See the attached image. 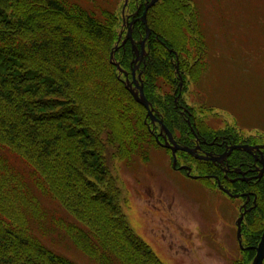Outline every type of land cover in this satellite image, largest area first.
I'll return each mask as SVG.
<instances>
[{"label":"trees","instance_id":"trees-1","mask_svg":"<svg viewBox=\"0 0 264 264\" xmlns=\"http://www.w3.org/2000/svg\"><path fill=\"white\" fill-rule=\"evenodd\" d=\"M138 4L130 0V10ZM147 21L144 91L185 137L176 64L178 55L185 80L207 58L199 11L191 0H158ZM125 32V17L96 3L0 0V264H80L55 250L57 240L98 254L99 264H163L125 217L109 166L146 161L160 146L159 126L117 66H133Z\"/></svg>","mask_w":264,"mask_h":264},{"label":"rangeland","instance_id":"rangeland-1","mask_svg":"<svg viewBox=\"0 0 264 264\" xmlns=\"http://www.w3.org/2000/svg\"><path fill=\"white\" fill-rule=\"evenodd\" d=\"M78 1L87 7L96 3L117 10L125 17V0ZM191 1L198 8L208 47L205 61L195 66L196 78L189 75L182 79L184 102L198 117L206 118L213 129L236 126L242 133L264 134V0ZM109 166L121 189L120 203L125 217L163 264H239L238 260L252 264L254 258L249 261V256L238 259L236 254L207 250L206 239L198 237L200 223L193 215L184 218L183 213L191 211L184 206L186 200L181 206L184 196L177 190L202 193L199 182L173 167L171 152L166 147H152L146 161L137 157L127 163L114 158ZM208 195L213 197L211 193ZM179 224L185 226L187 235H193L188 238L191 253L179 247L184 236L178 230ZM236 241L224 239L223 243L236 246ZM67 242L57 240L55 250L80 264H99L98 254L91 256V261L88 252Z\"/></svg>","mask_w":264,"mask_h":264},{"label":"flooded vegetation","instance_id":"flooded-vegetation-1","mask_svg":"<svg viewBox=\"0 0 264 264\" xmlns=\"http://www.w3.org/2000/svg\"><path fill=\"white\" fill-rule=\"evenodd\" d=\"M147 1L143 0L145 4ZM138 3L137 10L142 5L140 0ZM130 9L129 0L125 10L126 32L137 11ZM145 63L146 61L141 62L137 68L136 77L140 83H143L142 67ZM135 65L133 63V66ZM132 68L128 69L130 79L133 78ZM181 88L180 85L176 104L187 120L188 129L185 137L175 134L170 129L177 143L183 147L177 150V166L173 167L181 170L187 178L198 181V188L202 190V193H193L194 190L187 189L182 192L179 188L177 190L180 192L175 190L184 196L181 206L186 200L188 203L184 206H188L190 210L187 211H191V214L183 213L184 218L193 215V219L200 223L198 237L206 239V248L210 252H228L236 254L238 259H241L240 256L252 255L255 258L264 231L263 226L262 232H258L261 225H264V134L242 133V129L236 126L213 129L209 121L204 117H198L183 98V102L178 104L179 96L183 97ZM153 126H159L155 134L162 142L170 140L166 131L161 130L160 123L156 122ZM159 145L163 146L160 143ZM166 148L171 151L173 164L172 150L170 147ZM210 193L213 194L211 198V195H208ZM171 205L173 206V203ZM242 214L244 215L239 230L238 219ZM178 230L184 235L181 237L183 242L179 243L180 249L191 253L192 244L188 238L193 235H187L188 231L183 224L178 225ZM231 238H236V246L235 244L232 246V243H228V246L223 243L224 239ZM239 261V264L245 262Z\"/></svg>","mask_w":264,"mask_h":264},{"label":"water","instance_id":"water-1","mask_svg":"<svg viewBox=\"0 0 264 264\" xmlns=\"http://www.w3.org/2000/svg\"><path fill=\"white\" fill-rule=\"evenodd\" d=\"M157 1L158 0H148L146 2V4H145V9L143 11V14L140 16L141 20L145 24L146 34L140 40L139 45L136 43V40L133 37V25H134V23L136 21V19L134 17L130 21V25L128 27L127 33H126V35H125V37L123 38V41H122V43L125 44L128 40H130L131 44H132V48H133L134 53H135V57L133 58V63H135L136 65L133 66L132 72H131L133 78L130 79L129 71L124 69L119 62H117V66H118V68H119V70L121 72L125 73V75H126V79H125L126 86L130 89V91L134 95L135 99L137 101H139L140 103H142L143 105H145V107L147 108L148 116L151 118L152 123L153 124H156V122L160 123L161 124V130L162 131L165 130L166 133L169 135V139L170 140L166 139L165 142H162L158 135H156V139L164 147H170L171 148L172 153H173V157H174L173 166L176 167L177 166V150L179 148H181L182 146L177 143L176 139L173 136V133L168 128V126L164 123V120L162 118H160L156 114V111H155V108H154L152 102L148 99L147 95L145 94L143 83H140L139 79L136 77V72H137L138 66L146 58V55H147L146 40L151 34V28H150V26L148 24V21H147V11ZM128 3H129V0H125L124 6H123V14L125 13V10H126V7H127ZM138 12H139V10H137L135 13H138ZM124 16H125V14H124ZM121 39H122V34L120 35L119 41ZM171 51L175 52V54L177 55V51H175V50H171ZM113 57H114V51L112 52V57L111 58L113 59ZM178 58L179 57L177 55V61L178 62L176 64V68H177V72H178L179 77H180V85H182L183 84V82H182V77L183 76H182V72L180 71V68H179V60H178ZM139 77H141V74H139ZM176 100H177V98H176ZM184 148H187V147H184ZM243 215L244 214H242V216L238 219L239 230H240V225H241V220L243 218ZM252 264H264V231L262 233L261 240H260V242L258 244V247H257V254H256Z\"/></svg>","mask_w":264,"mask_h":264},{"label":"bare ground","instance_id":"bare-ground-1","mask_svg":"<svg viewBox=\"0 0 264 264\" xmlns=\"http://www.w3.org/2000/svg\"><path fill=\"white\" fill-rule=\"evenodd\" d=\"M129 25H130V23H129Z\"/></svg>","mask_w":264,"mask_h":264}]
</instances>
